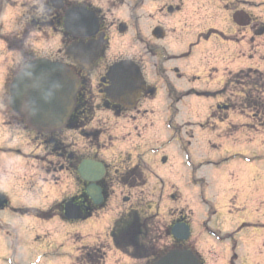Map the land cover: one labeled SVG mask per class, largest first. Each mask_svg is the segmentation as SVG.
<instances>
[{"label": "rangeland", "instance_id": "374dc122", "mask_svg": "<svg viewBox=\"0 0 264 264\" xmlns=\"http://www.w3.org/2000/svg\"><path fill=\"white\" fill-rule=\"evenodd\" d=\"M14 1L10 0L11 6L3 11V13L6 12L3 19L1 14L0 37L8 35L11 27L15 25V22L11 25L12 18L10 20L9 18L21 12L18 6L12 5ZM126 1L131 4H126ZM111 2L112 4L108 5L105 2L102 4L106 26L125 21L133 29L136 19L138 24L142 23V27L152 25L148 19L149 12H152L149 6L139 12L133 11L132 0H124L122 3L121 0H111ZM251 2L252 6H257L264 3V0ZM202 3L204 4L203 15L199 10L195 11V8H192L191 13L187 12L189 19L195 22L203 16L199 30L206 36L210 30L224 32L225 14L220 13L219 19H212L210 12L212 0H202ZM252 13L256 19L264 20V8L259 10L252 7ZM222 15L224 16L221 17ZM58 32L47 31L30 37L28 43L31 44L33 54L43 57L57 53L62 48V36ZM113 32L110 30V44L104 60L109 62L118 57H134L139 60L141 48L132 39L133 35L129 33L120 37ZM260 41L255 42L258 46L253 43L247 47L248 54L244 52L243 46L238 47L233 42H224L215 36L209 37L208 40L203 37L199 46L193 49L186 59L182 62H174L178 67L185 69L186 73L192 74L184 85L186 91L216 93L219 98L216 94L213 97L211 94L202 96L208 98L190 96L163 116V107L169 102L166 103L162 92H158L154 100L148 101L146 106L141 107L139 115L133 113L134 116H138L137 120L144 118L139 119L135 124L128 118V114L123 115L121 119H115L110 113L107 119L106 113L101 112L93 117V122L86 130L62 132V139L66 142L67 150L80 155L88 154L91 150L88 146L89 142L81 137L80 133L88 132L92 128H101L103 134V138L100 139L101 146L109 143L107 135L110 139L118 137L120 141L122 135L126 136L128 133L130 134L127 140L133 141V145L143 144L135 138V133L144 132L148 128L145 133H142L146 135L141 148L144 152L140 154L146 164L139 157L137 159L138 164L145 170L146 185L139 189L119 185L111 187L104 212L86 221L69 225L59 220L41 222L32 216L20 215L27 210H47L58 202L56 195L59 193H51L48 187H44L37 181L36 166L39 167L41 179L44 180L51 181L53 177L56 181L60 178L63 180L65 175H45L42 166L47 165L49 159H46L42 152H38L41 146L39 138L36 139V134L21 128L14 123V120L6 121L7 124L11 123V130L4 128L5 120L0 116V192L8 199L7 208L0 211V264H30L33 261L35 264H74L75 256L79 257L76 259V264H85L83 261L87 247L81 248L80 252H75L74 256L73 252L78 243L80 246L94 245L96 238L106 236L118 212L133 206H137V209L150 218L154 230L157 231L155 237H160L161 245L165 247L170 245V241L163 225L171 226L173 221H176L177 215L182 214L192 229L191 237L186 245L199 254L204 264H264V131L248 133L245 129L239 128V125L243 126L242 121L245 120V117L241 115L255 114L254 111H248L249 109L240 106V104L243 105L240 102V99H243V90L238 83L243 82L241 79L244 75L237 76V80L231 85L223 86L225 71L235 73L240 69L253 68L264 70V43H262L263 40ZM186 48V41L183 40L176 50L183 53ZM58 58L62 62L65 61L63 54L58 55ZM2 61L7 67L11 64L15 65L18 62L17 54L8 55L4 52L0 55V64L3 65ZM146 67L148 68V65ZM1 72L0 115H4L8 111L11 112L8 108L7 93L10 79L8 77L4 84V74L3 71ZM197 73L199 74L196 75ZM91 84L92 91L96 93L95 79ZM255 92L253 96L257 95L264 99L263 90L259 89ZM172 95L174 100L178 98L174 92ZM178 95L181 93L179 92ZM183 95L187 94L183 93ZM218 99V105L234 106L230 110L241 115L229 116L227 122L231 125L226 128L225 125L216 123L215 126L210 125L206 130H198L197 123L204 124L208 113L215 115V108L208 110V107L216 104ZM144 110L147 111L146 115ZM255 117L258 123L254 124L259 127L264 116L256 114ZM167 120H173V124H176L174 125L176 135H182L183 128L187 126L181 121L196 122L195 126L192 125L194 126L192 139H185L184 151L180 150L177 141L166 142L163 146L166 151L164 150L163 153L160 145H153L152 142L157 137L160 139L165 135L162 133L165 131L162 125ZM144 124L148 125L143 128ZM135 126H138L140 130L135 131ZM167 126L170 127L166 124ZM231 127L234 128L231 129ZM174 133L175 131L171 134L174 136ZM104 141L105 144H103ZM116 150L117 146L113 145L108 152ZM162 155L168 158L166 165L161 164ZM182 160L187 162L188 166L183 164ZM137 162L133 159L132 164ZM151 165L161 172L158 173L161 178L159 176L154 178L152 174L147 173V169L152 168ZM155 169L153 168V171L157 175ZM29 176L33 177L34 183ZM187 178L193 180L188 181ZM31 181L32 185L28 186ZM61 184L63 186L60 187V194L63 191L65 193L62 197H68L76 192L75 183L61 181ZM124 198H128L129 201L123 203ZM81 240L85 244L80 242ZM106 249L105 264H143L124 258L118 253L112 254L108 246Z\"/></svg>", "mask_w": 264, "mask_h": 264}, {"label": "flooded vegetation", "instance_id": "af4514ba", "mask_svg": "<svg viewBox=\"0 0 264 264\" xmlns=\"http://www.w3.org/2000/svg\"><path fill=\"white\" fill-rule=\"evenodd\" d=\"M251 1L252 0H212L213 3L210 6L211 17L212 19H219L218 15L224 13L225 16L222 15L221 17L224 16L223 29L225 31L220 33L216 30H210L206 36L199 30L201 28L200 21L203 16L201 19L194 22V20L189 19L187 14L188 11L191 13L193 10L192 8H195V11L199 10L203 15L204 4L202 0H132V4H134L133 11L138 10L141 12L146 6H149L152 10L148 15V19L152 25L142 27V23L138 24V19L135 17L136 23L133 29L129 23L125 21L114 22L111 23L110 26H106L107 22L102 4L104 2L106 5L109 3L112 4L111 0H15L12 5L18 6L21 12H17L16 14L14 12L15 15L9 18V20L12 18L10 22L11 25L14 22L15 25L11 27L8 35L0 37V55H3L4 52L8 55L17 54L18 62L8 67L4 64V61H2L3 65L0 64V72L3 71L4 74V84L8 77L11 79V76L18 72L21 67L36 58H47L51 61L63 63L79 79L81 84L80 92L76 99V105L72 111L67 127L57 133L47 135L36 134V139L38 140L39 138L41 146L38 148V152H42L46 159H49L48 164L42 166L45 175H65L63 180L60 178L56 181L55 177H53L51 181L44 180L41 179L40 169L36 166L38 175L37 181L44 187H48L51 193H59L56 195L58 196V202L54 203L47 210H27L26 212L20 213V215H29L41 222L59 220L64 224L71 225L102 214L105 210L104 206L108 201V192L111 187L115 185L128 187L130 189L144 187L146 185V180L144 179L146 174L143 166L138 164L137 159L139 157L140 160L146 164L140 154L144 152V150L141 151V148L144 145V137L146 135H142V133H145L148 128H146L144 132L135 133V138L140 140L139 142H143V144L135 143L133 145V141L129 142L127 140L130 134L128 133L126 136L122 135L120 141L118 137L110 139V136L107 135L106 138L109 143L103 146H101L100 143V139L103 138L101 128H92V130L88 132L85 131L80 133L82 135L80 136L86 138V141L89 142L88 146L91 148L90 153H82L80 155L67 150L65 146L66 142L62 139V132L66 130L73 132L83 129L86 130V128L90 127V123L93 122V117L101 112L106 113L107 119H109L110 115L108 114L110 113L115 119H121L123 115L128 114V118L134 121L135 124L139 119L142 120L144 118H139L137 120L138 116H134L133 113L139 115L141 107L144 105L146 106L148 101L154 100L158 92H162L163 100L166 103L169 102L168 105L166 104L163 107V116L167 112L169 113L174 110L176 105L179 106L187 97L197 96L208 98L202 97L207 94H211L213 97L216 93L203 94L186 91L184 85L192 74L186 73L185 69L178 67L174 62H182V60L186 59L191 54L192 50L199 46L203 37L205 40H208L209 37L215 36L224 42H233L238 47L243 46L245 49L244 52L246 53H248L249 48L247 47L250 44L254 43V45H257L255 42L259 43L260 40H263L262 43H264V20L256 19L252 13V7H255V9L259 8L260 10L264 8V3L252 6ZM9 2L10 0H0V17L2 14V19L6 14V12L3 13L5 8L11 6ZM122 2H124V0H121V3ZM125 3L128 5L131 4L129 1ZM3 22L5 21L3 20ZM66 27H68L69 32L66 31ZM193 29L195 30L193 31ZM110 30H113L120 37L126 36L129 33L133 35L132 39H134L137 45H139L138 47L141 48L139 60L134 57H118L109 62L104 60L105 54H107V50L109 49L111 38ZM47 31L52 33L59 31L58 33L62 36V48L59 49L57 53H54V55L56 54L55 57L54 55L51 56L48 54L44 55L47 57H39L33 54L30 47L31 44L28 43L29 38L34 34L39 35ZM183 40L186 41L187 48L186 51L182 53L176 50V47ZM67 47H75L81 49L82 52L89 51V57L97 50L96 60H91L90 62L87 59L79 64L70 63V59L65 55ZM60 54H63L65 58L64 62L59 60L58 55ZM144 60L146 61L144 62ZM120 61H130L141 76L143 90L139 92L135 101L126 102L122 100L116 102L111 100L107 94L113 85V78L109 76L110 67ZM146 65H148V68ZM122 70L125 72L124 69ZM262 72H264V70H256V68L240 69L235 71V73L225 71L224 75L226 77L224 78L225 82L223 86L225 84L231 85L237 80V76L244 75V78L241 79L243 82L240 81L238 83L243 90V101L240 99L243 105L240 104V106L249 109L248 111H254V115L247 113L244 115L235 114L233 110H230V108L233 109L234 106H228L226 104L218 105V99V102H215L216 104L208 107V110L213 107L215 108V115H210L208 113L204 124L197 123L198 130H206L210 125L215 126L216 123L225 125L224 127L226 128L231 125L227 122L229 116L241 115L245 117V120L242 121L244 122L243 126L239 125L240 129H245L248 133H252V131L255 133L263 132L264 120L259 127L254 123H258V119L255 117L256 114L264 116V99L257 95L253 96V94L256 93L255 91L259 89L264 91V74ZM198 74L199 73L196 75ZM93 79L97 82V87L95 89L96 93L91 89V82ZM193 79H195V77H193ZM173 92L178 97L175 100L172 95ZM179 92L181 95H178ZM239 92L241 93V91ZM183 93L187 95H183ZM217 96L219 98V95ZM144 112V115H146L147 111L144 110ZM0 116L5 120L4 128L6 127L11 130V123H6V121L13 120L11 112L8 111L7 114ZM181 122H185L187 125L183 128L184 131L182 135H176V128L174 127L176 124H173V120H167L163 123L162 127L165 131L162 133H165V135L160 139L164 140L160 142V139L157 137L155 141L152 142L154 146L160 145L162 153L166 151V148H163L166 142L173 143L177 141L178 147L181 148L180 150L184 151L186 146L185 139H192L193 128L196 122L186 120ZM16 124L26 129L22 124ZM166 124L170 126H167L168 130L165 128ZM147 125L148 124H144L143 128ZM233 128L234 127H231V129ZM134 129L135 131L140 130L138 126H135ZM173 131H175L174 136L171 134ZM166 137L168 139H165ZM35 140L33 138V141ZM103 144H105V141ZM113 145L117 146V150L108 152ZM30 149L32 150L31 147ZM27 157L28 156H26V158ZM133 159L136 160L137 163L132 164ZM164 159L165 162H162ZM40 160H42V158H40ZM84 160L99 162L104 169L102 178L96 182L101 188L102 202L99 206H95L91 197L86 193V188L90 183L83 181L78 173V169ZM183 162L185 161L182 160V163ZM167 163L168 158L162 155L161 164L166 165ZM154 164L158 165L159 163ZM150 167L152 168H148L147 173L152 174L154 178L158 177V173L161 172L157 171L155 166L151 165ZM153 168L157 171V175L153 171ZM67 172H69V174ZM35 175H33V177H35ZM33 177H30V180L33 181ZM87 177L89 179L94 177L91 170L87 173ZM184 179L186 178L184 177ZM189 180L193 179H188V181ZM32 181L28 183V186L32 185ZM61 181L75 183L76 192L68 197H62V194L65 195V193L63 191V193L60 194ZM128 201V198L123 199V203H127ZM68 202L71 203L72 207L80 209L81 217L79 220H69L65 217L64 204ZM5 208H7V205L4 209ZM137 208V206H133L123 212L119 211L111 227L108 229L106 236L96 238V243L94 245H87L81 240L80 242L85 245L80 246V243L77 242L78 246L73 252L74 256L75 252H80L81 248L87 247L83 261L85 264H105V255L107 254L105 249L106 246H108L112 254L118 253L124 258H129L132 261L151 264L168 250L191 249L186 245L188 241L182 242L172 238L168 230V225H163V228L169 231H167L166 234L169 238L170 245L168 247L161 245V238L155 237L157 231L156 229L154 230L152 221L146 214ZM177 222L188 224L187 219L182 214L177 215L176 221H173L172 224ZM102 243L106 244L103 245ZM77 258L79 257L75 256L74 264L77 263ZM199 260L201 264H204L201 257H199ZM33 262L30 264H35Z\"/></svg>", "mask_w": 264, "mask_h": 264}, {"label": "water", "instance_id": "95a60500", "mask_svg": "<svg viewBox=\"0 0 264 264\" xmlns=\"http://www.w3.org/2000/svg\"><path fill=\"white\" fill-rule=\"evenodd\" d=\"M66 30L69 31L68 27ZM66 54L73 63L79 64L87 59L90 62L96 60L97 50L89 57V51L82 52L81 49L71 47L66 50ZM133 68L128 62L119 63L112 68L114 82L108 93L111 100L131 102L143 90L140 74L136 69L133 71ZM122 69L127 72L122 73ZM78 87V80L61 64L36 60L14 78L10 88V107L23 117L33 131L51 133L66 123L74 106ZM89 191L94 203L99 204V189L93 186ZM5 203L6 200L0 195V207ZM65 212L68 219L81 217L79 210L71 208L69 204L65 206ZM172 235L178 240H186L189 229L183 224L176 225L172 228ZM154 264H199V261L188 251H171Z\"/></svg>", "mask_w": 264, "mask_h": 264}]
</instances>
